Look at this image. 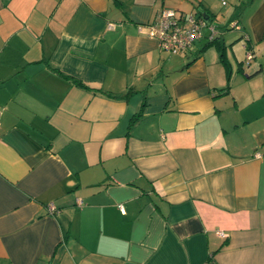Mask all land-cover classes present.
Segmentation results:
<instances>
[{"label": "crops", "instance_id": "0c3cea01", "mask_svg": "<svg viewBox=\"0 0 264 264\" xmlns=\"http://www.w3.org/2000/svg\"><path fill=\"white\" fill-rule=\"evenodd\" d=\"M207 1L0 0V264H264V0Z\"/></svg>", "mask_w": 264, "mask_h": 264}, {"label": "built area", "instance_id": "2783aa9c", "mask_svg": "<svg viewBox=\"0 0 264 264\" xmlns=\"http://www.w3.org/2000/svg\"><path fill=\"white\" fill-rule=\"evenodd\" d=\"M232 25L240 29L239 23L234 22ZM110 26L112 27V24ZM147 26L148 34L157 40L159 48L174 54L190 50L204 27L209 30V39H212L216 33L215 26L207 23L197 13L185 12L176 6L165 4L160 7ZM250 57L251 54L247 52L246 58ZM256 156H260V153L256 152ZM77 202L80 204L81 200L78 199ZM47 209L53 211L55 207L51 203L47 205ZM218 233L225 236L221 231Z\"/></svg>", "mask_w": 264, "mask_h": 264}, {"label": "rangeland", "instance_id": "374dc122", "mask_svg": "<svg viewBox=\"0 0 264 264\" xmlns=\"http://www.w3.org/2000/svg\"><path fill=\"white\" fill-rule=\"evenodd\" d=\"M240 2L241 4H244L242 0H240ZM207 3H209V7L211 9L210 12L214 13L213 21L215 22L216 25H218L219 23L222 24L225 21L230 20V19L233 20L235 18V14H233V9H234V6L236 5V2H234V0H208ZM185 4L188 5L189 8H193L194 10L198 9V5L196 2L188 1ZM180 7L178 8L184 10L183 8H180ZM237 11H238L237 13H239L241 11V8L238 9L237 7ZM194 13H197V11H195ZM166 52L171 53L170 51H166Z\"/></svg>", "mask_w": 264, "mask_h": 264}, {"label": "trees", "instance_id": "16d2710c", "mask_svg": "<svg viewBox=\"0 0 264 264\" xmlns=\"http://www.w3.org/2000/svg\"><path fill=\"white\" fill-rule=\"evenodd\" d=\"M181 10V9H180ZM199 16H201V17H203L204 19H205V17H209L210 16V14H208V13H205L204 15H202V14H199V13H197ZM230 23V22H229ZM213 25V24H212ZM215 26V25H214ZM228 26V24H226V26L225 27H227ZM217 36H215L214 35V37L212 38V39H210L211 40V42H216V40H217ZM196 41V40H195ZM195 41H194V43H195ZM79 83H81V82H79Z\"/></svg>", "mask_w": 264, "mask_h": 264}]
</instances>
